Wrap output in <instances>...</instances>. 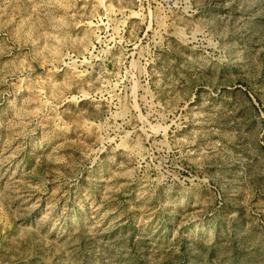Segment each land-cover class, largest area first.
I'll return each mask as SVG.
<instances>
[{
    "label": "rangeland",
    "instance_id": "rangeland-1",
    "mask_svg": "<svg viewBox=\"0 0 264 264\" xmlns=\"http://www.w3.org/2000/svg\"><path fill=\"white\" fill-rule=\"evenodd\" d=\"M0 264H264V0H0Z\"/></svg>",
    "mask_w": 264,
    "mask_h": 264
}]
</instances>
